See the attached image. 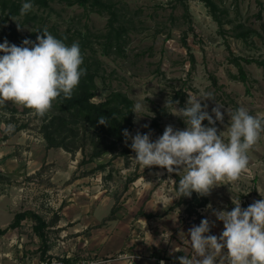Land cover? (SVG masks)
<instances>
[{
  "label": "rangeland",
  "instance_id": "374dc122",
  "mask_svg": "<svg viewBox=\"0 0 264 264\" xmlns=\"http://www.w3.org/2000/svg\"><path fill=\"white\" fill-rule=\"evenodd\" d=\"M13 1L33 8L9 18L0 3V43L20 46L18 34L35 42L45 28L69 46L78 42L83 63L99 74L95 102L117 91L147 105L139 119L133 112L132 136L139 131L154 142L168 125L187 127L175 105L165 106L168 98L179 101V109L188 95L211 93L215 101L201 103L210 114L216 103L224 107L223 123L214 125L218 133L229 124L226 109L245 107L264 116V66L256 62H264V0H103V12L78 0ZM8 124L14 125L10 134ZM40 124L29 109L10 102L0 107V227L27 210L49 225L45 241L30 220L0 236V264L66 256L100 264H179L178 257L192 254L186 242L191 227L206 218L208 234L219 237L223 222L215 211L264 198V133L249 151V173L206 196L180 197V176L137 165L131 139L123 146L126 155L107 153L82 163L80 151L49 149Z\"/></svg>",
  "mask_w": 264,
  "mask_h": 264
},
{
  "label": "clouds",
  "instance_id": "9594fccd",
  "mask_svg": "<svg viewBox=\"0 0 264 264\" xmlns=\"http://www.w3.org/2000/svg\"><path fill=\"white\" fill-rule=\"evenodd\" d=\"M32 8L31 2L23 3L20 15L25 16ZM37 33L35 42L24 39L20 46L7 40L0 43V107L10 102L43 118L58 98H72L86 69L81 67L83 55L78 42L69 46L46 28ZM202 100L214 97L211 93L188 95L186 106L179 109V101L168 98L165 106L175 105L174 112L179 113L187 127L174 130L168 125L154 142L150 134L137 131L132 136L127 129L123 131L125 142L132 141L130 147L135 156L131 158L137 165L143 169L157 166L180 176V197H190L193 192L206 196L215 187L231 185L249 173V151L264 133V116L251 115L245 107L226 109L230 121L226 131L218 133L214 125L217 121L223 123L224 107L216 103L210 114ZM146 107L141 101L133 104L137 119ZM205 120L208 126L204 125ZM98 124L108 126L109 121L101 116ZM4 130L10 134L14 125L8 124ZM233 204L231 211L214 212L216 219L223 222L219 237L208 234L210 222L206 218L188 230L190 239L186 242L192 254L178 257L179 264H264V198L247 208H242L240 201ZM224 249L226 254H222Z\"/></svg>",
  "mask_w": 264,
  "mask_h": 264
},
{
  "label": "trees",
  "instance_id": "16d2710c",
  "mask_svg": "<svg viewBox=\"0 0 264 264\" xmlns=\"http://www.w3.org/2000/svg\"><path fill=\"white\" fill-rule=\"evenodd\" d=\"M41 1L47 5L50 0ZM90 2L99 12H103L104 9L108 8L103 0H78V3L85 7ZM0 3L10 11L9 18L20 14L22 5L15 1L0 0ZM111 13L113 15V12ZM113 23V20H111L112 30L114 29ZM8 32L16 34L11 29ZM120 34L118 31L116 37L118 38ZM18 39L24 40L20 34H18ZM256 62L264 66V62ZM238 65L240 66L241 77L243 81H246V74L240 63ZM81 67L86 69V74L81 77L72 98H58L53 103L51 111L41 118L38 129L47 142V147L49 149L60 148L71 154L80 151L83 154L82 163L92 162L107 153L126 155L128 150L123 151L125 149L123 146L127 145L130 139L125 142L123 131L127 129L131 134L134 127L133 100L124 93L113 91L101 102H95L94 99L97 97L98 90L96 84V79L99 76L98 71L94 70L92 65H86V62ZM101 116L108 119V126L98 124V119ZM88 146L90 152L87 150ZM25 220L35 222L33 227L35 234L45 241V230L49 227L48 222L31 210L17 213L8 227H0V236L7 234L12 229L20 228ZM48 249L49 247L45 246L43 251L45 255L48 253ZM45 258L47 257L43 259Z\"/></svg>",
  "mask_w": 264,
  "mask_h": 264
},
{
  "label": "built area",
  "instance_id": "2783aa9c",
  "mask_svg": "<svg viewBox=\"0 0 264 264\" xmlns=\"http://www.w3.org/2000/svg\"><path fill=\"white\" fill-rule=\"evenodd\" d=\"M101 262L88 261V260H75L70 256L66 257H47L39 260L38 262L30 260L28 257L18 259L17 264H100Z\"/></svg>",
  "mask_w": 264,
  "mask_h": 264
}]
</instances>
